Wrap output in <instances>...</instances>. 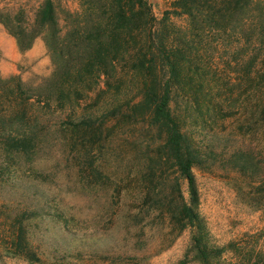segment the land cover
<instances>
[{"label":"rangeland","instance_id":"1","mask_svg":"<svg viewBox=\"0 0 264 264\" xmlns=\"http://www.w3.org/2000/svg\"><path fill=\"white\" fill-rule=\"evenodd\" d=\"M43 1L0 0V11L31 27ZM56 2L65 30L63 9L80 11L81 5ZM151 2L158 19L172 9L173 0ZM170 21L188 23L182 16ZM204 47L198 63L205 91L185 94L180 86L171 102L183 131L204 153L194 168L199 210L211 244L223 248L215 264H264L262 49L255 46L248 53L244 36L220 32L205 36ZM259 55L250 65V57ZM127 68L118 69L109 85L104 76L97 78L64 108L57 100L47 104L43 95L31 96L29 118L41 120L33 145L16 148L1 140L0 130V264H177L187 257V264H202L190 251V228L171 214L170 202L180 199V192L187 196L186 180L164 158L163 138L139 105L141 76ZM54 69L43 35L21 52L0 21L3 77L19 74L34 89L30 93H39ZM194 80L198 86L199 77ZM210 91L222 112L208 100ZM116 105L123 112H107ZM86 109L97 112L101 123V130L88 136L87 149L59 125ZM26 214H32L24 222L41 262H30L12 248V231Z\"/></svg>","mask_w":264,"mask_h":264},{"label":"trees","instance_id":"2","mask_svg":"<svg viewBox=\"0 0 264 264\" xmlns=\"http://www.w3.org/2000/svg\"><path fill=\"white\" fill-rule=\"evenodd\" d=\"M78 1L80 11L63 9L65 30L56 0L42 2L31 27L19 21V17L0 11V21L16 38L21 52L29 50L34 40L43 35L55 65L39 93H30L34 89L26 86L19 74L3 77L0 72L1 140L14 143L16 148L19 144L26 147L38 141L41 120L38 116L29 118L27 103L31 96L43 95L47 104L57 100L64 108L66 102L75 100L73 96H83L85 87L92 88L97 78L104 76L105 84L109 85L120 74L118 69L128 67L127 70L141 76L142 103L139 105H143L149 123L163 138L164 158L186 180L187 196L180 192V199L170 202L172 217L184 228H190L193 257L202 264H215L223 248L210 242L206 220L199 210L200 191L194 172L202 164L204 153L183 131L171 102L180 86L185 94L205 91L200 81L204 74L198 63L199 52L208 49L204 47V37L213 32L229 33L231 38L244 36L248 53L260 46L264 81V1L173 0L172 9H167L161 19L155 15L151 0ZM171 16L185 17L188 23L179 26L170 21ZM230 43L232 46L233 41ZM259 58L260 55L250 57V65L256 64ZM250 73L251 70L248 77ZM195 76L199 77L198 86L193 83ZM207 95L211 96V91ZM208 100L216 104V110H224L221 102H214L213 96ZM128 106L138 105L128 103ZM123 110L122 105H116L107 112L118 115ZM96 114L86 109L83 114L61 120L59 125L70 130L74 139L82 140V146L87 149L88 136L101 130ZM260 114L264 120V98ZM86 151L88 154L89 150ZM30 216L23 215L19 227L13 229L12 248L30 262H41L27 236L24 221ZM189 260L187 257L177 264H187Z\"/></svg>","mask_w":264,"mask_h":264}]
</instances>
